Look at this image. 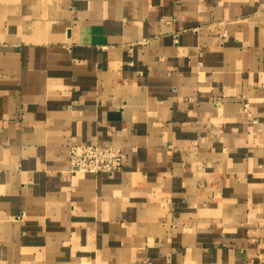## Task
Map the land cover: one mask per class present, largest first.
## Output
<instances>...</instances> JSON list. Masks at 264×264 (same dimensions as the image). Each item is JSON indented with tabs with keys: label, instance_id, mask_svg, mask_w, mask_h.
<instances>
[{
	"label": "crops",
	"instance_id": "crops-1",
	"mask_svg": "<svg viewBox=\"0 0 264 264\" xmlns=\"http://www.w3.org/2000/svg\"><path fill=\"white\" fill-rule=\"evenodd\" d=\"M148 262L264 264V0H0V264Z\"/></svg>",
	"mask_w": 264,
	"mask_h": 264
},
{
	"label": "built area",
	"instance_id": "built-area-1",
	"mask_svg": "<svg viewBox=\"0 0 264 264\" xmlns=\"http://www.w3.org/2000/svg\"><path fill=\"white\" fill-rule=\"evenodd\" d=\"M245 108H248L247 102ZM124 157V147L121 144L110 142L74 143L70 146V171L112 173L123 167Z\"/></svg>",
	"mask_w": 264,
	"mask_h": 264
}]
</instances>
